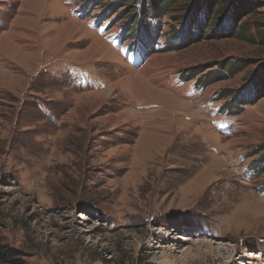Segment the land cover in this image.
<instances>
[{
    "label": "rangeland",
    "instance_id": "374dc122",
    "mask_svg": "<svg viewBox=\"0 0 264 264\" xmlns=\"http://www.w3.org/2000/svg\"><path fill=\"white\" fill-rule=\"evenodd\" d=\"M99 2L0 0V245L25 264H262L264 6L235 35L246 5L219 0L179 35L205 3L180 0L137 68L89 22L125 27L132 55L141 0Z\"/></svg>",
    "mask_w": 264,
    "mask_h": 264
},
{
    "label": "trees",
    "instance_id": "16d2710c",
    "mask_svg": "<svg viewBox=\"0 0 264 264\" xmlns=\"http://www.w3.org/2000/svg\"><path fill=\"white\" fill-rule=\"evenodd\" d=\"M103 1H109V0H100L99 3L103 2ZM117 2H121L123 3V5L125 4H131L135 6V3H138L139 0H116ZM180 0H141L139 4V8H137V18H139L140 20V27L141 29L144 28L142 27L143 25V21H148L153 23V26H151V28H144V32L140 33V35H138V40H140L142 42V46L143 52H147V54L149 55L150 53H155V45L158 43L157 40H159V37H161L160 35H162L161 33L163 32V24L165 22H163L164 17H169L170 19L174 20V21H178L177 18H175L174 14H173V4L175 5L177 2H179ZM202 2H205L202 4H200V6H198L196 12H194V14H192L191 16H187V14L183 15V18L180 20L181 22V26L182 28L177 30V33L179 35H183L182 32L187 31L188 28H190L191 26H198L200 24V22L202 21L201 19L206 16H214L215 10H216V5L219 4V0H201ZM224 2H230L231 1H235L236 3H242L244 5H246V8H243V5L238 6L235 8V10H233V2L231 4V8L226 12L225 17L227 19H229L231 21V24L235 27V30L233 31V34L238 35L240 28L242 26V23L239 24V22L241 21L242 17L239 14V11H241L242 13L245 12H253L254 10L258 9L259 7H261L262 5L264 6V2L259 0H223ZM241 1V2H239ZM116 3V2H114ZM135 8V9H136ZM243 8V9H242ZM201 9H203V12H201L200 14H198L199 11H201ZM242 9V10H241ZM172 12V13H171ZM246 16V14H245ZM244 17V16H243ZM155 23V25H154ZM111 24V23H110ZM112 27L114 26V24H111ZM193 27V28H194ZM126 28H122V33L124 38H126L125 35V31ZM173 30V32L175 31ZM130 35V32H129ZM186 35V34H185ZM204 37H207L204 36ZM127 39V38H126ZM169 41L168 40V44L167 46H169ZM161 50V49H160ZM158 51V50H157ZM223 67V71L225 74H223V76H218L219 79H226L229 75H235L238 73L239 70H235L236 69V65L233 63L228 62L227 65L225 64ZM203 71H198L196 73L193 74H187L186 77L183 76L185 81L188 80H197V83L205 88L207 87L210 83L212 84L216 79H218V77H216L215 79H210L208 78V76L210 74H208L207 76L204 77L201 75ZM258 79V78H257ZM250 89L251 92V96L250 97H254L253 99H258L259 97H263L264 96V76L262 77V79H258V80H254ZM229 95H231L230 93L224 94L223 98H227L229 97ZM244 97V96H243ZM248 98V97H247ZM235 99V98H234ZM233 99V100H234ZM251 99V100H253ZM231 100V101H233ZM247 100V99H246ZM245 100V101H246ZM242 101V100H241ZM248 101V100H247ZM232 102H229L228 104L226 103L224 105L223 108L227 109V110H231V105ZM241 107H238V109H240ZM259 168V167H258ZM257 168V169H258ZM88 213L89 210H84ZM21 252L14 250L12 248H10L9 246H2L0 245V264H25L24 260L21 257Z\"/></svg>",
    "mask_w": 264,
    "mask_h": 264
},
{
    "label": "bare ground",
    "instance_id": "6f19581e",
    "mask_svg": "<svg viewBox=\"0 0 264 264\" xmlns=\"http://www.w3.org/2000/svg\"><path fill=\"white\" fill-rule=\"evenodd\" d=\"M160 84H163V83H160ZM228 252V251H227ZM231 254V253H230ZM256 255V256H255ZM255 255L254 254H252V256L253 257H257L258 255L255 253ZM232 258V257H231ZM252 258V257H251ZM259 259H260V261L262 262V264H264V256H262L261 258L259 257ZM229 263V262H228ZM225 264H227V263H225Z\"/></svg>",
    "mask_w": 264,
    "mask_h": 264
}]
</instances>
